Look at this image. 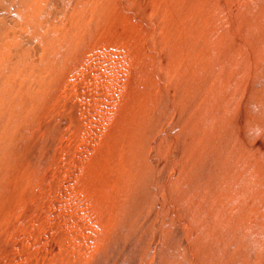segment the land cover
I'll return each mask as SVG.
<instances>
[{
  "label": "rangeland",
  "instance_id": "rangeland-1",
  "mask_svg": "<svg viewBox=\"0 0 264 264\" xmlns=\"http://www.w3.org/2000/svg\"><path fill=\"white\" fill-rule=\"evenodd\" d=\"M0 264H264V0H0Z\"/></svg>",
  "mask_w": 264,
  "mask_h": 264
}]
</instances>
